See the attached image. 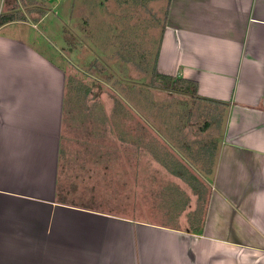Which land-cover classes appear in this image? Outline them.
Wrapping results in <instances>:
<instances>
[{
    "label": "crops",
    "instance_id": "crops-1",
    "mask_svg": "<svg viewBox=\"0 0 264 264\" xmlns=\"http://www.w3.org/2000/svg\"><path fill=\"white\" fill-rule=\"evenodd\" d=\"M25 23L0 25V264H264V0L168 1L155 71L225 109L197 219L86 196L103 176L66 171V73L7 30Z\"/></svg>",
    "mask_w": 264,
    "mask_h": 264
},
{
    "label": "rangeland",
    "instance_id": "rangeland-1",
    "mask_svg": "<svg viewBox=\"0 0 264 264\" xmlns=\"http://www.w3.org/2000/svg\"><path fill=\"white\" fill-rule=\"evenodd\" d=\"M168 1L0 0V22L5 15L26 22L7 30L24 33L72 80L62 135L66 171L74 176L82 166L83 175L101 174L88 179L87 197L93 188L100 205L152 222L175 219L189 201L183 215L202 217L210 151L225 119L222 106L152 83ZM166 154L197 178L199 197L170 173L176 164Z\"/></svg>",
    "mask_w": 264,
    "mask_h": 264
},
{
    "label": "trees",
    "instance_id": "trees-1",
    "mask_svg": "<svg viewBox=\"0 0 264 264\" xmlns=\"http://www.w3.org/2000/svg\"><path fill=\"white\" fill-rule=\"evenodd\" d=\"M39 13L41 14V16L44 15V12L41 10ZM2 18H3V20H2ZM2 18H1L2 21L0 22V25L14 21V17L11 15H5ZM71 83H72L71 79L66 80V90L67 91H69L71 89L70 88ZM152 83H154L156 86H158L161 89H164L166 91L174 92V93H180V94H186V95H190L192 98H197V93H196L197 85H196V83L191 82V81H187V80H185L183 78H179V77H170V76H164V75L157 74V72L155 71V68L153 69V73H152ZM157 83H159V84H157ZM210 103H212L213 105H216V106L224 105V104H221L218 102H211L210 101ZM206 149H204V150H206ZM208 151H210V150H208ZM201 152L203 154V151H201ZM211 156L213 158L212 150L210 151V157ZM165 157L168 158V161H169V159H172L173 161H175V164H176V166H174L173 168H170L171 169L170 173L173 176L179 177L184 182H186L190 186V188L192 189L193 194H195L199 197L200 192H199V190H197L199 182H198L197 178L194 175H192L175 158H173L172 155L166 154ZM166 161H161V162L167 164L168 162H166ZM210 173L211 172L209 170L207 172V174H210Z\"/></svg>",
    "mask_w": 264,
    "mask_h": 264
}]
</instances>
